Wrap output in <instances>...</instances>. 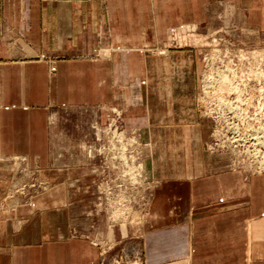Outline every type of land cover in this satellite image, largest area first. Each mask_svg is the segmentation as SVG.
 Returning a JSON list of instances; mask_svg holds the SVG:
<instances>
[{
  "label": "crops",
  "instance_id": "crops-1",
  "mask_svg": "<svg viewBox=\"0 0 264 264\" xmlns=\"http://www.w3.org/2000/svg\"><path fill=\"white\" fill-rule=\"evenodd\" d=\"M223 6L264 30V0H0V157L38 158L53 190L39 217L0 214V264H117L69 206L84 170L51 161L56 141L74 139L52 114L98 102L149 144L133 264H264V167L231 166L207 147L194 49L148 50Z\"/></svg>",
  "mask_w": 264,
  "mask_h": 264
},
{
  "label": "rangeland",
  "instance_id": "rangeland-1",
  "mask_svg": "<svg viewBox=\"0 0 264 264\" xmlns=\"http://www.w3.org/2000/svg\"><path fill=\"white\" fill-rule=\"evenodd\" d=\"M166 41L168 44L159 50L156 46L148 50L162 53L168 48L188 47L194 49L201 62L198 103L201 112L212 120V138L207 147L213 148L210 144L216 145L215 141L222 145L216 150L227 154L231 166L264 167V30L243 19L236 6H223L204 23L170 28ZM114 118L118 130L132 138L126 147L129 163L142 168L141 178L131 179L139 168L128 174L122 153L110 141L115 125L109 123ZM50 120L58 133L74 137L56 141L52 164L84 170V184L70 190L79 202L69 205L72 212L78 213L79 220L84 217L82 228L102 243L108 257H115L117 264H133L153 184L144 165L149 144L139 140L136 133L130 135L138 133L139 128L127 131L122 110L106 102L85 105L79 114L56 110ZM110 148L113 156H109ZM257 151L260 157L255 156ZM43 170L38 158L26 154L0 157V214L17 213L24 219L29 213L36 217L44 213L46 194L50 195L52 189ZM113 176L118 185L111 189L106 182ZM53 208L61 211L63 207Z\"/></svg>",
  "mask_w": 264,
  "mask_h": 264
},
{
  "label": "bare ground",
  "instance_id": "bare-ground-1",
  "mask_svg": "<svg viewBox=\"0 0 264 264\" xmlns=\"http://www.w3.org/2000/svg\"><path fill=\"white\" fill-rule=\"evenodd\" d=\"M222 81L226 84V82H227V79H226V77H223L222 78ZM228 101V100H227ZM226 101V102H227ZM227 103H230V102H227ZM235 102H231L230 104H234ZM114 133V134H113ZM113 133H112V135H111V137H110V141H111V143H114V144H116V146H118V148H119V150H120V153H122V155H123V158H124V164H123V166H124V169L128 172V174H129V172H132V173H134V172H136L137 171V169L139 170L138 171V173H137V176L134 174L132 177H131V179H134V180H136V177L137 178H141V176H142V168L140 169V166L139 165H136V167H132V165L129 163V161H130V159H129V152L127 151V142H129V140L130 139H132L131 137L129 138V137H127L126 136V134L125 133H121V132H114L113 131ZM116 149V148H115ZM114 149V150H115ZM124 153V154H123ZM262 155V154H261ZM261 155H259V153H258V151H257V154L255 155L256 157H260ZM259 159V158H258ZM129 163V164H128ZM264 166V165H263ZM259 167H261V166H259ZM123 169V170H124ZM122 170V171H123ZM255 171H257V170H255ZM127 177V174L125 175V178ZM130 178V177H129ZM132 181V180H131ZM118 196H119V194H118Z\"/></svg>",
  "mask_w": 264,
  "mask_h": 264
},
{
  "label": "built area",
  "instance_id": "built-area-1",
  "mask_svg": "<svg viewBox=\"0 0 264 264\" xmlns=\"http://www.w3.org/2000/svg\"><path fill=\"white\" fill-rule=\"evenodd\" d=\"M116 115H119V113H117ZM113 121H115L116 123H115V122L113 123ZM113 121H112V123H109L110 125H115L114 128L112 129V131H114V132H115V131H116V132H117V131L120 132V131L118 130L119 127H118V123H117V118H114ZM135 133H136V135H138V136H137L138 138H141V136L139 137L140 132H138V133H137V132H133V133H130V135H134ZM113 134H114V133H113ZM127 135H129V134H127ZM139 140H142V139H139ZM135 141H136V140H135ZM136 142H137V141H136ZM215 144H216V145H214V144L211 145V144H210V147H213V148H211V149H217L218 147L223 148L222 145H220V144H219L218 142H216V141H215ZM108 151H109V156H113V153H112L113 149L110 148V150H108ZM111 164H112V163H111ZM112 166H113V167H114V166L116 167L117 164H112ZM112 171L115 172V169H112V168H111V172H112ZM113 179H115L114 176L112 177V181H107V182H106V183L108 184V187L111 188V189H114V187H116V186L118 185V184H117V181L115 182ZM101 183H102V182H101V180H100V178H99V179H98V182H97V186L100 187ZM119 185H122V184H119ZM125 185H126V184H124L123 186H125Z\"/></svg>",
  "mask_w": 264,
  "mask_h": 264
}]
</instances>
